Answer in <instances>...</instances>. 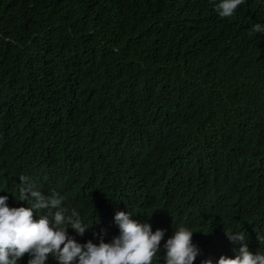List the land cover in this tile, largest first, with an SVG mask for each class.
<instances>
[{"label":"trees","instance_id":"trees-1","mask_svg":"<svg viewBox=\"0 0 264 264\" xmlns=\"http://www.w3.org/2000/svg\"><path fill=\"white\" fill-rule=\"evenodd\" d=\"M214 2L0 0L9 205L27 206L12 195L23 174L93 224L81 242L117 235L126 210L161 245L191 228L193 264L234 255L225 230L264 251V34H249L264 0L224 18Z\"/></svg>","mask_w":264,"mask_h":264},{"label":"clouds","instance_id":"clouds-1","mask_svg":"<svg viewBox=\"0 0 264 264\" xmlns=\"http://www.w3.org/2000/svg\"><path fill=\"white\" fill-rule=\"evenodd\" d=\"M242 3L243 0H215L213 7L219 17H232ZM252 33L264 34V24L251 25L249 34ZM12 195L27 206H10L9 196L0 195V264H19L26 253V264H47L49 258L56 264H159L161 249L164 264H193L200 252L192 240L191 228L176 227L161 245L165 230L153 231L150 223L134 219L126 210L114 213L117 235L106 241L101 231L94 233L96 242H81L76 236L82 237L93 224L86 223L77 210L64 207L59 192L45 194L21 174ZM225 235L234 246L238 245L233 248L234 255L222 254L215 261L204 259L201 264H264V251H250L241 231L225 230Z\"/></svg>","mask_w":264,"mask_h":264}]
</instances>
